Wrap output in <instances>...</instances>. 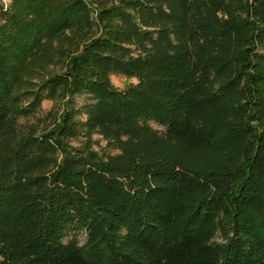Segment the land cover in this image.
I'll list each match as a JSON object with an SVG mask.
<instances>
[{"label": "trees", "instance_id": "16d2710c", "mask_svg": "<svg viewBox=\"0 0 264 264\" xmlns=\"http://www.w3.org/2000/svg\"><path fill=\"white\" fill-rule=\"evenodd\" d=\"M0 264H264V0L0 3Z\"/></svg>", "mask_w": 264, "mask_h": 264}, {"label": "rangeland", "instance_id": "374dc122", "mask_svg": "<svg viewBox=\"0 0 264 264\" xmlns=\"http://www.w3.org/2000/svg\"><path fill=\"white\" fill-rule=\"evenodd\" d=\"M110 81L112 83V85L116 88H123L126 86L127 84V80L124 76L119 75V74H112L110 76ZM133 81V80H130ZM82 97H76V103L77 105H80L82 103ZM53 106V102L52 101H48V100H44L41 104L40 109L34 113L33 115H30L28 117H21L19 119L20 123L23 124H32V125H36V119L39 118L40 116H43L46 112H48V110ZM72 146H78L80 145V142L78 140H74L71 142ZM90 148L97 152L99 155H101L102 157L105 156L106 154H113L115 153L112 149L109 148V146L107 145L106 141H104L101 137L95 135L92 137V140L89 142ZM79 241L82 242L83 237H78Z\"/></svg>", "mask_w": 264, "mask_h": 264}, {"label": "built area", "instance_id": "2783aa9c", "mask_svg": "<svg viewBox=\"0 0 264 264\" xmlns=\"http://www.w3.org/2000/svg\"><path fill=\"white\" fill-rule=\"evenodd\" d=\"M10 0H0V3L5 7Z\"/></svg>", "mask_w": 264, "mask_h": 264}]
</instances>
